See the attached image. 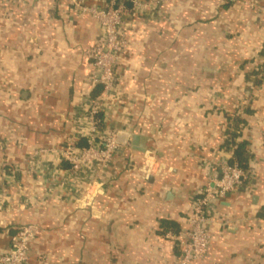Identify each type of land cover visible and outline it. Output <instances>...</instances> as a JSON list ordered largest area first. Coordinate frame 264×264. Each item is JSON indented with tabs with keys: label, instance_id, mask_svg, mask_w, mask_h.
<instances>
[{
	"label": "crops",
	"instance_id": "0c3cea01",
	"mask_svg": "<svg viewBox=\"0 0 264 264\" xmlns=\"http://www.w3.org/2000/svg\"><path fill=\"white\" fill-rule=\"evenodd\" d=\"M126 23L104 127L146 139L71 175L61 152L100 91V26L64 0H0V253L34 224L27 264H176L192 195L240 144L248 178L191 264H264V0H166Z\"/></svg>",
	"mask_w": 264,
	"mask_h": 264
},
{
	"label": "built area",
	"instance_id": "2783aa9c",
	"mask_svg": "<svg viewBox=\"0 0 264 264\" xmlns=\"http://www.w3.org/2000/svg\"><path fill=\"white\" fill-rule=\"evenodd\" d=\"M80 13L91 15L99 24L101 38L86 49L94 73L91 78L100 87L87 109V126L78 128L71 136L67 147L61 152L69 164V172L75 175L85 163L95 168L108 166L120 145L115 141L113 129L98 126V112L104 111V102L116 80V65L125 53L128 42L126 17L128 13H138L151 5L166 0H64ZM79 140L84 144L80 145ZM248 171L238 163L225 161L219 174L208 175L206 183L192 195L188 226L171 237L178 241L179 256L176 264H191L206 256L211 235L208 227L214 221L213 207L228 194L234 192L244 180ZM38 232L34 224H22L10 239L7 252L0 253V264H27L30 243ZM166 236H169L167 234Z\"/></svg>",
	"mask_w": 264,
	"mask_h": 264
},
{
	"label": "trees",
	"instance_id": "16d2710c",
	"mask_svg": "<svg viewBox=\"0 0 264 264\" xmlns=\"http://www.w3.org/2000/svg\"><path fill=\"white\" fill-rule=\"evenodd\" d=\"M257 74H258V72H257ZM259 74H260V77H264V65L260 68ZM257 83H259V82H257ZM96 117L98 119H100L99 122H98V126L100 128H103V113L102 112H98L96 114ZM230 120H231L232 125H231L230 130L227 131L228 137H227L226 143H234L235 142L234 139L237 138V136L239 135L240 126H241V124L243 122L242 119H240L239 116H237V115L236 116H231ZM81 141H83V140H81ZM241 147H242V145H240V144L238 145L237 144L235 156L232 157V159H230V161H231V163L236 162L241 167L244 168V163L242 162V160H239V158H241V154H242L241 153L242 150H240Z\"/></svg>",
	"mask_w": 264,
	"mask_h": 264
},
{
	"label": "water",
	"instance_id": "95a60500",
	"mask_svg": "<svg viewBox=\"0 0 264 264\" xmlns=\"http://www.w3.org/2000/svg\"><path fill=\"white\" fill-rule=\"evenodd\" d=\"M129 132L130 130L128 131H122V130H117L115 132V141L120 144V145H127L128 143H132V144H138L139 141L141 143H143L145 141V137H141V136H136L134 135L131 139V141H128V138H129ZM123 137V139H122Z\"/></svg>",
	"mask_w": 264,
	"mask_h": 264
}]
</instances>
